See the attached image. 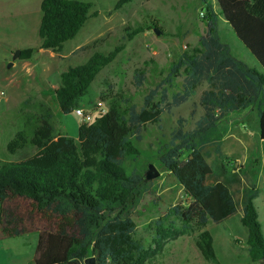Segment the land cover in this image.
<instances>
[{
	"label": "trees",
	"instance_id": "16d2710c",
	"mask_svg": "<svg viewBox=\"0 0 264 264\" xmlns=\"http://www.w3.org/2000/svg\"><path fill=\"white\" fill-rule=\"evenodd\" d=\"M132 1L118 0L114 9L121 10ZM216 3L218 11L211 4L204 8L207 32L200 38L199 47L185 51L172 64L167 77L145 96L141 109L130 105L128 99L125 107L113 101L105 114L90 124H80L77 138L57 133L54 115L47 110L32 137L25 130L15 135L7 146L9 153L16 154L29 145L36 153L15 162L0 161V238L36 234L34 264H85L91 257L94 264H147L150 253L135 237L136 223L123 215L147 181L127 170V161L141 155L134 139L140 138L143 127L160 123L165 111L189 101L206 82L208 89L199 100L203 117L187 132L183 130L184 120L179 119L166 151L157 160L158 166L175 177L189 203L172 207L165 214V219L174 217L180 222L179 227H171L173 232L164 226L163 219L157 222L156 243L160 249L169 238L197 230L196 247L203 259L218 264L214 236L206 228L210 222L229 219L238 207L227 184H207L212 168L199 146L229 113L253 107L264 142V72L233 56L230 46L221 41L219 25L223 18L264 70V0ZM92 7L80 0H43L40 49L63 51L64 44L98 15L91 12ZM144 31L137 28L128 38ZM123 49L120 45L107 54L96 52L84 64L61 73L54 94L63 115L82 108L98 74ZM21 51L18 60H30L37 49ZM182 74V92L166 103L167 89H163L161 100L156 101L162 85L172 86ZM145 80V73L138 71L135 85L140 87ZM256 197L254 190L245 193L241 223L248 230L249 264H264V233Z\"/></svg>",
	"mask_w": 264,
	"mask_h": 264
},
{
	"label": "rangeland",
	"instance_id": "374dc122",
	"mask_svg": "<svg viewBox=\"0 0 264 264\" xmlns=\"http://www.w3.org/2000/svg\"><path fill=\"white\" fill-rule=\"evenodd\" d=\"M42 1L0 0V161L4 162L19 161L36 153V149L29 145L11 154L7 146L19 131L25 130L32 137L47 110L54 115L52 123L57 133L78 137L81 117L76 113L63 115L54 94L63 71L84 64L96 52L107 54L116 46L123 45L124 49L116 60L98 74L83 99L81 109L95 118L106 113L113 101L125 107L127 99L130 105L141 109L145 96L167 77L172 64L185 51L199 47L200 38L207 31V21L201 16L206 4L219 10L216 0H133L121 10L114 9L118 0H80L91 3V12H97L98 15L90 18L82 31L64 44L63 51L53 52L39 47ZM140 27L145 31L129 39L128 35ZM155 29L161 34L157 35ZM219 35L221 41L230 46L234 57L264 72L227 23H220ZM28 47L37 49L32 59L14 60L15 52ZM14 61H17L16 65L9 66ZM138 71H143L146 76L140 87L135 85ZM183 80L182 74L172 86L162 85L155 100L160 101L162 90L167 89L166 103L171 102L173 95L182 92ZM207 89L208 84L204 82L189 101L165 111L160 123L143 127L140 138L134 139L141 155L136 160L127 161L128 172L137 173L146 179L149 166L154 165L161 173L158 178L146 179L142 183L123 214L136 223L135 237L150 253L147 264H211L203 259L196 247L197 230L169 238L160 249L156 243L159 238L157 222L163 219L164 226L173 232L171 227H179L180 222L174 217L165 219V214L172 207L187 206L189 203L175 177L158 166L157 160L166 151L173 132L178 128L179 119L184 120V131L196 128L198 120L204 115L199 104L200 96ZM255 108L250 109V115L256 113ZM249 117L245 119L246 130L243 134L246 144L254 148L260 144V131L259 125H255L254 115ZM223 136V127L205 136L206 143L199 147L208 161L216 156L212 139L216 137L219 140ZM211 164L217 171L218 167ZM256 203L264 232L262 199ZM238 218V215L234 216L227 223L210 222L206 228L214 236L218 264L250 263L247 240L244 238L247 229ZM36 238V234H30L17 239L0 240V263L5 264L11 252L26 253L32 250ZM23 259L19 264H26Z\"/></svg>",
	"mask_w": 264,
	"mask_h": 264
},
{
	"label": "crops",
	"instance_id": "0c3cea01",
	"mask_svg": "<svg viewBox=\"0 0 264 264\" xmlns=\"http://www.w3.org/2000/svg\"><path fill=\"white\" fill-rule=\"evenodd\" d=\"M221 22L226 23L223 18ZM205 34L206 33H204V35ZM16 63L17 61H14L13 66L16 65ZM250 111V109H246L229 113L218 125V127H223L224 136L219 140H216L215 137L213 143H211L215 145V147L213 146V150L216 156H212V161L207 160L212 168V174L207 178V184L214 185L218 182L227 184L235 197L238 207L237 213L222 223L229 222L237 215L241 223L244 196L245 193L250 190L257 192V197L255 198L254 203L258 210V215L259 208L257 207L256 201L262 199L264 205V142L260 138V144H257V147L252 148L250 144H246L243 134L246 130L245 119L250 118L249 116L252 117L254 115L255 125H259L257 111L255 114L251 115ZM210 153L211 152L209 151L208 154ZM211 162L218 167L217 171L214 169ZM26 236L28 235L21 237ZM17 238L20 237L0 238V240L3 241L4 239ZM244 238L247 240L248 230L247 232H244ZM37 244L38 236L32 250L26 253H9L6 257L5 264H19L24 260L23 258H25L26 264H34V255ZM4 250H6V248H4Z\"/></svg>",
	"mask_w": 264,
	"mask_h": 264
},
{
	"label": "water",
	"instance_id": "95a60500",
	"mask_svg": "<svg viewBox=\"0 0 264 264\" xmlns=\"http://www.w3.org/2000/svg\"><path fill=\"white\" fill-rule=\"evenodd\" d=\"M155 33L157 35H160L161 32L158 30V29H155ZM21 50H18V52H15L14 55H13V58L14 60H18L21 56ZM9 66H13V63H11ZM160 171L156 168V166L154 165H150L149 166V170L147 171L146 173V179L148 180H153V179H156L160 176ZM85 264H94L96 263L95 260H94V257H91V258H88L86 261Z\"/></svg>",
	"mask_w": 264,
	"mask_h": 264
},
{
	"label": "built area",
	"instance_id": "2783aa9c",
	"mask_svg": "<svg viewBox=\"0 0 264 264\" xmlns=\"http://www.w3.org/2000/svg\"><path fill=\"white\" fill-rule=\"evenodd\" d=\"M201 16L204 17L203 12H201ZM74 113H76L79 117H81L82 123L90 124L94 120V117L92 115L85 114L82 109H77V110H75ZM101 114H105V113H101ZM101 114H99V115H101Z\"/></svg>",
	"mask_w": 264,
	"mask_h": 264
}]
</instances>
